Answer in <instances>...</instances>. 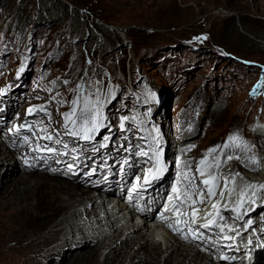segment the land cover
<instances>
[{
    "label": "rangeland",
    "instance_id": "374dc122",
    "mask_svg": "<svg viewBox=\"0 0 264 264\" xmlns=\"http://www.w3.org/2000/svg\"><path fill=\"white\" fill-rule=\"evenodd\" d=\"M133 1L5 0L0 5V138L9 139L14 152L25 143V135H5L16 116L17 127L39 133L43 149L66 155L64 150L85 148L91 161L100 155L108 161L120 160L125 151L141 159L168 148L171 172L177 157H189L194 168L207 148H215L209 163H220L216 197L225 183L226 157L240 155L229 138L238 136L252 146L264 143L256 131L261 126L264 132V50L249 46L264 45V37H257L264 34V0L255 11L247 0L254 29H237L249 44L229 34L225 18L237 14L222 5L235 0ZM6 13L25 18L7 16L5 22ZM77 96L81 103L85 96L100 101V127L90 141L65 134L64 116ZM74 141L79 144L69 147ZM253 156L248 167L260 173L262 159ZM53 167L47 164L42 173L62 178ZM234 175L227 180L233 182ZM193 181L207 188L197 174ZM251 196H228L209 222L231 220L239 207L264 208L263 189ZM11 237L0 245V264H19L13 262ZM46 264L55 262L47 259Z\"/></svg>",
    "mask_w": 264,
    "mask_h": 264
},
{
    "label": "bare ground",
    "instance_id": "6f19581e",
    "mask_svg": "<svg viewBox=\"0 0 264 264\" xmlns=\"http://www.w3.org/2000/svg\"><path fill=\"white\" fill-rule=\"evenodd\" d=\"M141 1L143 0L133 2ZM260 1L250 0L253 11L257 10L261 4ZM247 2V0H235L234 4H229L223 1L222 7L237 14L225 18L230 27L229 34L235 40L249 44L247 37L237 32L239 28L244 30L243 28L253 27L254 29L252 25H254L255 17L251 15L250 10H246ZM257 37L262 38L264 34L259 33ZM249 46L264 50V45L259 46L257 41L251 42ZM11 120L15 127L12 125L11 130L8 129L5 135L10 137L9 134L17 128L18 130L14 131L17 137L27 136L25 143L22 142L20 146L15 147V152L8 142L9 139L0 138V176H2L0 179V245L10 241L11 235L14 237L10 242L11 252L15 254L13 262L22 264L19 261L24 256L23 264H46L47 259H53L55 264H220L213 259V255L229 250L239 259L238 264H264V249L260 246V242L264 244V208H252L253 205L249 208L239 207L232 213L231 220L228 219L229 217H223L214 224L209 222L216 207L222 205L228 196L237 194V197L251 198V195H255L259 190H264V184L261 186L260 183L264 182V170L253 174L252 172L256 171L253 170L255 168L248 167L250 159L254 157L253 154L256 157L259 156L264 165V143L257 146L247 145V148H244L242 143L238 149L234 147L233 151H237V154L240 151V155L234 160H227L228 166L224 169L225 176H223V178H230L235 174L234 184L228 179L229 184L225 187L222 181L220 192L223 191V198L220 193L214 198L209 197L207 188L201 187L193 179L191 183L186 179V177H195L197 174L198 180L202 181L216 175V164L213 165V161L209 163V158L212 157V152L209 150L213 148H207L206 153L200 157L201 160L206 161L203 166L204 176H200L197 172L201 160L194 168H191L189 166L192 161H189V157L181 158L178 173L180 183L185 185L181 190L186 196L179 199L178 193L170 192L166 200L171 208H176L173 213L175 221L179 222L180 215H177V211L184 207L186 211L184 224L199 225L201 233L195 236L200 238L190 239L197 243L200 253L192 252L191 254L189 248L181 244L179 237L164 235L162 228L153 230L136 227L132 220L124 219L115 213L117 210L100 202L92 186L86 184L89 179L83 176L86 174L84 168L79 166V162L73 163L75 159H71V157L84 156L81 161L93 162L94 160H90L91 156H85V153H88L85 148L84 151L64 150L66 155L59 154V150L57 151L59 153H50L41 147L46 144L39 141L38 132L31 131L25 126L17 127L20 120L19 118L16 120V116ZM256 131L259 136H264L261 126H257ZM74 144L79 143L74 141L68 146L72 147ZM19 152L20 155L17 154ZM125 153L123 157L126 156L127 159L123 161L124 169L129 172L130 180H132L141 169L145 157L150 155L146 153L140 159V155L136 157L128 155L126 151ZM27 156L31 160L29 164L23 162ZM40 156L43 157L42 160H39ZM96 158L97 162H105L101 155ZM109 160L115 159L110 157ZM47 164L53 165V169H57L56 175L62 178L43 174ZM218 164L220 165L219 162ZM246 164V168L243 167ZM239 170L243 172H238ZM78 171L79 173L76 174ZM219 176H221L220 172ZM80 179L83 182L80 183ZM193 185L195 191L192 190ZM253 185L256 187H252ZM130 189L131 191L126 193L130 194L132 188ZM200 192L208 196L206 198L203 195V203L200 202ZM189 196L191 199L188 198ZM135 199L138 197L135 196ZM121 201L120 207L126 205L124 200ZM192 201L196 203L192 204ZM213 205L216 207L213 208ZM194 210H197L195 217L192 215ZM190 220L193 222L187 223ZM217 223L220 227L216 226ZM204 224L210 226L203 228ZM254 230L258 236L254 235ZM78 235H81L79 241L75 238ZM158 236L164 237V244L155 242Z\"/></svg>",
    "mask_w": 264,
    "mask_h": 264
},
{
    "label": "snow or ice",
    "instance_id": "6c2138e0",
    "mask_svg": "<svg viewBox=\"0 0 264 264\" xmlns=\"http://www.w3.org/2000/svg\"><path fill=\"white\" fill-rule=\"evenodd\" d=\"M22 70V69H21ZM67 83V82H65ZM72 110L70 113L65 114V129H66V135H70L74 138L83 139L90 141L93 138V135L95 134L96 130L100 127V101L97 99L94 103L92 102L91 98L88 96L83 97V103H81V97L77 96L76 99L72 101ZM79 109V114L77 115V110ZM31 109L29 112L31 113ZM47 139H52L51 137H47ZM229 142L233 144L235 147H241L242 142L238 136L230 137ZM56 143H61L60 140H56ZM229 145L226 143L223 147H228ZM65 148H67V144L64 145ZM243 147L247 148L246 143H243ZM47 151L50 153H54L56 150L53 148H47ZM210 152L216 151V149L209 150ZM227 159H231V156L226 157ZM206 161L202 159L199 162L200 167L197 168V172L200 176L205 175V168L203 167L205 165ZM253 163H256V161H253ZM69 167H72L69 165ZM211 167V165H210ZM217 168V173L215 176H213L211 179H204L201 182L207 187L208 195L209 197H214L216 195L215 189L219 187V184L216 182L219 177V164L217 163L215 165ZM163 169H158L157 174L162 171ZM237 175H239L237 173ZM186 179L189 180V183H191V180L194 179V177H186ZM147 182V181H146ZM228 180L225 178V187H227ZM233 184H234V178H233ZM256 187V186H252ZM192 190L195 191V186L193 185ZM203 192L199 193L200 196V202L203 203ZM223 191L220 192L221 198H223ZM243 195V194H242ZM191 199V197H188ZM196 201H192V204H195ZM242 203V201H241ZM216 205H213V208H215ZM196 211L194 210L192 215L195 217ZM177 215H179V212L177 211ZM221 219H223L221 217ZM171 227V225H169ZM209 224L202 225L203 228H208ZM217 227H220V225L217 223Z\"/></svg>",
    "mask_w": 264,
    "mask_h": 264
},
{
    "label": "trees",
    "instance_id": "16d2710c",
    "mask_svg": "<svg viewBox=\"0 0 264 264\" xmlns=\"http://www.w3.org/2000/svg\"><path fill=\"white\" fill-rule=\"evenodd\" d=\"M0 5L1 6H4L5 5V0H3ZM23 8H24L23 11H28L29 10V8L27 6H23ZM5 10H7V8ZM9 11L11 12L12 9H10ZM7 16H10V18H12L13 20H17V19L19 20V17L20 18H25V14L24 13H20L18 16L16 14L13 15V14L6 13V15H5V17H6L5 18V22L7 20ZM28 17H29V15H27V18Z\"/></svg>",
    "mask_w": 264,
    "mask_h": 264
},
{
    "label": "water",
    "instance_id": "95a60500",
    "mask_svg": "<svg viewBox=\"0 0 264 264\" xmlns=\"http://www.w3.org/2000/svg\"><path fill=\"white\" fill-rule=\"evenodd\" d=\"M261 183V186H263L264 182H260Z\"/></svg>",
    "mask_w": 264,
    "mask_h": 264
},
{
    "label": "clouds",
    "instance_id": "9594fccd",
    "mask_svg": "<svg viewBox=\"0 0 264 264\" xmlns=\"http://www.w3.org/2000/svg\"><path fill=\"white\" fill-rule=\"evenodd\" d=\"M1 7H3V6H1ZM7 121V120H6Z\"/></svg>",
    "mask_w": 264,
    "mask_h": 264
}]
</instances>
